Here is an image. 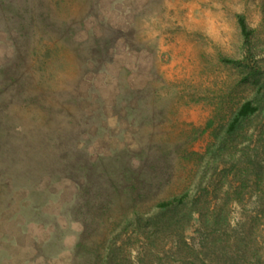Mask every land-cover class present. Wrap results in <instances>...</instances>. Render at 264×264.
<instances>
[{"label": "rangeland", "instance_id": "374dc122", "mask_svg": "<svg viewBox=\"0 0 264 264\" xmlns=\"http://www.w3.org/2000/svg\"><path fill=\"white\" fill-rule=\"evenodd\" d=\"M225 58L264 81V0H0V264H100L109 247L188 264L202 235L264 264V113L205 154L257 94ZM189 187L203 215L138 220Z\"/></svg>", "mask_w": 264, "mask_h": 264}, {"label": "trees", "instance_id": "16d2710c", "mask_svg": "<svg viewBox=\"0 0 264 264\" xmlns=\"http://www.w3.org/2000/svg\"><path fill=\"white\" fill-rule=\"evenodd\" d=\"M238 23L241 29L244 45L249 46L253 31L249 27L244 15H238ZM248 58L250 57L246 56V59ZM224 61L227 63L235 64L238 67L242 68L245 73L242 77V80L249 81L251 83L253 82L254 85L257 86V94L254 98H247L240 103V105L235 109L231 117L228 119L227 124L224 126L223 130L216 135L215 140L212 141V143H210V145L207 147L205 154L210 160H213V162H216L220 158H223V152L228 149L230 143L233 142L236 137L244 131L245 123L247 121L258 118L264 113V103L262 102V100H264V81L262 77L263 68L261 67V65H259L257 61L252 60V62L251 59L249 62H246L234 58H225ZM247 147L249 148L250 146ZM242 149L245 148L242 147ZM252 151H254V154L252 155L255 158L256 156H259L257 148H253ZM253 160L254 161L251 162L258 164L260 163L255 159ZM203 183L204 178L199 181L198 189L202 186ZM192 188H186L181 193L172 195L169 198L156 202L153 205L154 211H151L150 214L145 218L138 216V220L144 221L146 225H151L155 228L157 226L159 228L160 224L179 225V222L181 221H189L194 218V215H200L203 211L204 201L201 194L195 196L192 195ZM219 215L220 214L215 211L214 219L212 220V222L206 220L205 224L207 222H209V224H212L213 230H216L220 226H223L222 224L225 223L223 222L221 224L222 220ZM208 236L209 235H202L201 243L197 247H189L192 252V259H189L190 261L188 262V264H213L215 259H217L218 261L222 260V262H220L219 264H238L237 259L239 257L241 258L242 254L243 256L245 255V247H235V244H233L234 248H231L232 245L229 243L223 244V246L218 247V239H216V241L215 239L214 241L212 239L210 242ZM237 244L241 245V241L239 239L237 241ZM230 248L234 252L236 250L235 257L229 256L230 253H232L230 251ZM238 248L242 249L241 255V251ZM114 252L115 250H113L112 247H109V251L106 253L107 255L105 259H103L100 264H117V262H115V257H113ZM219 256L221 258H219ZM252 264L256 263L253 261Z\"/></svg>", "mask_w": 264, "mask_h": 264}]
</instances>
